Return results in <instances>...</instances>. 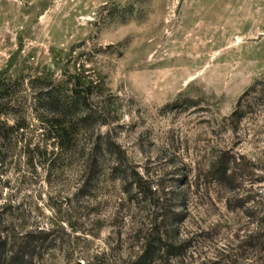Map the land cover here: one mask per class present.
<instances>
[{
    "label": "rangeland",
    "instance_id": "374dc122",
    "mask_svg": "<svg viewBox=\"0 0 264 264\" xmlns=\"http://www.w3.org/2000/svg\"><path fill=\"white\" fill-rule=\"evenodd\" d=\"M0 71L94 85L69 155L48 161L21 142L0 153V231H50L35 264H131L153 211L136 174L158 194L168 241L153 264H264L249 240L264 235V215L236 202L252 163L264 176V0H0ZM30 122L34 147L42 132Z\"/></svg>",
    "mask_w": 264,
    "mask_h": 264
},
{
    "label": "trees",
    "instance_id": "16d2710c",
    "mask_svg": "<svg viewBox=\"0 0 264 264\" xmlns=\"http://www.w3.org/2000/svg\"><path fill=\"white\" fill-rule=\"evenodd\" d=\"M68 82L70 86L65 89L48 79L30 78L27 74L7 78L5 73L0 71V153L3 150L16 148L21 142L23 153L31 152L48 160L61 154H68L79 147V139H76L73 128L75 124L85 127L92 120L90 119L92 105L95 103L91 94L94 85L80 77ZM258 83L259 80H256L238 98L230 116L234 124L245 115L248 106L245 98L255 90ZM104 110L102 116L105 115ZM33 119H36L34 127L37 131L41 130L43 137L42 139L37 137L38 143L31 147L30 141L24 135ZM10 121L12 123H9ZM101 121L106 122V119ZM101 147L112 149L120 156L124 155L120 145L110 142L109 139L103 138ZM81 149L85 150V145ZM90 150L88 155H92V149ZM92 157L93 155L88 161L92 162ZM88 161L86 164L89 163ZM222 162L219 167V170L223 171L221 177L226 174L225 164ZM251 166L250 174L254 176V181L248 185L242 181L238 186L239 196L236 197V202L237 208L248 218L258 219L264 215V176L257 174V170H261L257 164L252 163ZM144 183L139 174H136L132 180V186L136 189L135 194L141 196L145 204L153 208L152 218L145 229L147 238L141 243V254L130 261L131 264H153L163 250V245L168 243L162 232L164 221H159L156 213V206L159 204L158 194L152 186H142ZM179 204V207L184 206L182 203ZM174 219L181 220V216H176ZM259 227L262 228V225ZM49 234L50 231L44 229L14 236L0 231V264H35L33 261L36 255L33 252L49 244ZM249 240L255 242V248L264 250L263 234L250 236ZM167 249L180 250L178 245L172 243ZM86 264H101V262L99 258H95L93 262Z\"/></svg>",
    "mask_w": 264,
    "mask_h": 264
},
{
    "label": "water",
    "instance_id": "95a60500",
    "mask_svg": "<svg viewBox=\"0 0 264 264\" xmlns=\"http://www.w3.org/2000/svg\"><path fill=\"white\" fill-rule=\"evenodd\" d=\"M39 137H40V138L42 137L41 133H39Z\"/></svg>",
    "mask_w": 264,
    "mask_h": 264
}]
</instances>
